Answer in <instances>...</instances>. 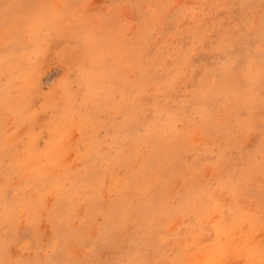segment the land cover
<instances>
[{"label":"rangeland","instance_id":"1","mask_svg":"<svg viewBox=\"0 0 264 264\" xmlns=\"http://www.w3.org/2000/svg\"><path fill=\"white\" fill-rule=\"evenodd\" d=\"M262 68L261 0H0V260L247 264Z\"/></svg>","mask_w":264,"mask_h":264},{"label":"clouds","instance_id":"2","mask_svg":"<svg viewBox=\"0 0 264 264\" xmlns=\"http://www.w3.org/2000/svg\"><path fill=\"white\" fill-rule=\"evenodd\" d=\"M261 3L264 4V0H261ZM46 11L40 15V23L41 24H46L50 22L52 19H54L56 16L60 15L61 13H57L54 10V6L52 5H47L45 6ZM262 74H264V68L261 69ZM29 245L27 242H25L21 246V251L22 252H27L29 251ZM0 264H42L40 261H32L29 259H18L12 262L0 260ZM49 264H71V262L67 261H52L49 262ZM247 264H264V247H261L259 252L257 254H253L252 257L248 260Z\"/></svg>","mask_w":264,"mask_h":264},{"label":"bare ground","instance_id":"3","mask_svg":"<svg viewBox=\"0 0 264 264\" xmlns=\"http://www.w3.org/2000/svg\"><path fill=\"white\" fill-rule=\"evenodd\" d=\"M110 108V107H109ZM37 121V120H36ZM94 129V128H93Z\"/></svg>","mask_w":264,"mask_h":264}]
</instances>
